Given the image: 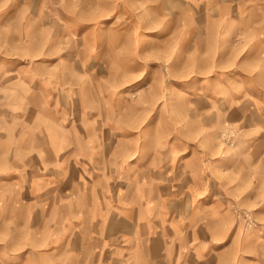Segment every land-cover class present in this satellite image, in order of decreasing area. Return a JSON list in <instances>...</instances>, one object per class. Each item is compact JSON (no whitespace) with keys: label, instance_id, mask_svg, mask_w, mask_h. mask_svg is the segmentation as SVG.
Returning a JSON list of instances; mask_svg holds the SVG:
<instances>
[{"label":"rangeland","instance_id":"rangeland-1","mask_svg":"<svg viewBox=\"0 0 264 264\" xmlns=\"http://www.w3.org/2000/svg\"><path fill=\"white\" fill-rule=\"evenodd\" d=\"M105 214L264 264V0H0V264Z\"/></svg>","mask_w":264,"mask_h":264},{"label":"crops","instance_id":"crops-1","mask_svg":"<svg viewBox=\"0 0 264 264\" xmlns=\"http://www.w3.org/2000/svg\"><path fill=\"white\" fill-rule=\"evenodd\" d=\"M146 220L147 217L134 215H92L79 222L78 230L72 233L62 251L74 254L75 264H112L123 251L130 255L124 264H203L204 255H211L201 250L195 251L194 256L186 235L172 238L164 231V224L149 229ZM129 221L133 225L126 229ZM123 233L129 237L125 239ZM114 250L118 251L117 256L111 255Z\"/></svg>","mask_w":264,"mask_h":264}]
</instances>
